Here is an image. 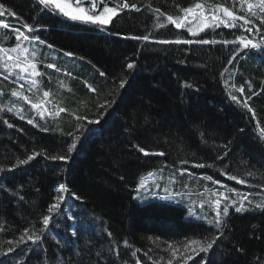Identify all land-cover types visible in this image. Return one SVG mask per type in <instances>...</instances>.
Wrapping results in <instances>:
<instances>
[{"label":"trees","instance_id":"16d2710c","mask_svg":"<svg viewBox=\"0 0 264 264\" xmlns=\"http://www.w3.org/2000/svg\"><path fill=\"white\" fill-rule=\"evenodd\" d=\"M128 2L136 3L141 11L125 10L110 25L101 27L45 13L37 0H0L5 9L16 12L18 17L5 14L0 20L25 32L23 23L37 28L31 35H39L43 46L35 41L30 45L37 52L39 70L48 56L56 57L57 68L62 67L63 73L52 71L53 81L55 76L62 80L52 82L44 77L43 87L48 84V92H54L52 85L64 83L61 100L50 96L48 109L54 114L36 119V109L26 107L20 98H12V90L18 88L4 82L0 75V106L4 109L0 111V168L5 169L0 172V264H34L36 260L38 264H136L137 259L140 264H167L169 259L173 264H183L181 254L172 257L168 245L180 247L183 252L188 235L199 229L184 223V202H170L164 196L177 187L193 197L194 191L208 189L206 186L212 189L213 180L230 187L229 173L241 179L247 177L246 184H236L247 193L258 191V186L264 184V144L253 137L254 124L264 129V43L260 37L254 40L260 47L247 49L222 43L176 45L134 40L130 37L147 34L164 40L222 41L239 33L220 27L191 36L163 18L160 22L166 26L158 28L156 15L147 8L151 4L153 9L174 14L178 8L192 6L198 0ZM207 2L224 6L229 3ZM37 9L45 16L41 22L35 19ZM0 38L3 47L16 43L11 31L0 29ZM51 49L54 55L50 54ZM236 52L238 55L231 62L229 58ZM128 63L135 67L128 69ZM224 68L228 72H223ZM221 76L225 80L229 77L234 88H244L254 117L230 102ZM10 99L23 119L16 112L7 111ZM60 108L66 111L56 115ZM77 116L87 119L77 120ZM25 117L33 123L23 121ZM95 120L99 122L89 123ZM8 124L16 125L13 128ZM73 137L78 138V143L69 160L45 158L66 154ZM133 145L165 155L145 157ZM33 151L45 155L37 156L28 165L16 166L17 160ZM197 164L205 167H195ZM10 168L13 170L8 171ZM184 169L187 172L181 176ZM143 171H147L145 175L155 171L154 175L161 179L156 184L152 175L154 187L141 188L137 193L139 183H135V178ZM248 172L255 175L248 176ZM209 176L212 180L206 179ZM60 184L69 191L64 193L66 200L60 212L52 214L54 219L43 232V240L19 247L13 243L16 250L4 255L7 242L18 241L24 227L32 224L42 228L43 215L48 214L47 207L60 194ZM167 184L171 190L161 192ZM144 190L158 197L142 201ZM263 195L253 197L256 202L250 210L235 212L229 207L232 214L226 217L223 208L232 199L221 201L224 235L212 249L194 256L187 264H202L203 260L205 264H259L264 258ZM214 202L208 203L212 218L216 212ZM215 235L213 227L204 228L200 240ZM224 237L232 242L224 243ZM65 241H70L71 248L62 249ZM132 251H137L136 257Z\"/></svg>","mask_w":264,"mask_h":264},{"label":"snow or ice","instance_id":"6c2138e0","mask_svg":"<svg viewBox=\"0 0 264 264\" xmlns=\"http://www.w3.org/2000/svg\"><path fill=\"white\" fill-rule=\"evenodd\" d=\"M239 4L238 10L234 11L233 9L236 7V4ZM37 5L42 8L45 13L58 14L62 15L66 18H69L73 21H81L85 23H91L94 25H99L101 27L110 25L113 19L120 15L121 12L135 11L140 12L141 8L137 6L136 3H129L128 0H37ZM111 5V6H109ZM147 8L150 11H153L156 15V25L155 27L164 28L165 23H161L160 19L163 18L167 24L172 25L175 29L184 30L185 33L190 34L191 36H197L200 32H204L206 29L215 30L223 25L226 28L231 29H240V34L233 37V39H224L222 41H216L215 39H199L197 41H193L191 39H180L177 38L175 40H158L156 43L160 44H176V45H190L193 43H198L201 45H209L215 43H222L223 45H233L235 49H247L249 46L252 48L260 47V44L255 43L254 40L257 36L260 37L261 43H264V34H261V27L264 26V0H230L228 6H224L223 4L216 3L210 4L207 0H198V2L192 4L189 7L178 8V11L174 14H166L162 12L160 8H152V5H147ZM238 12H242L244 14H238ZM5 14L18 18L17 13L11 11L10 9H5L3 4H0V17H3ZM259 21V23H257ZM242 22V23H239ZM194 25V26H193ZM23 28L26 30L21 31L19 28H15L10 26L7 21L0 20V29L11 31L15 34V46L11 48L0 46V66H2L3 71L0 72V75H3V78L6 80L13 74L19 80H24L25 78H35L40 77L43 74L38 70L37 63V52L35 50H30L28 47L23 46L21 41H26L28 43H32L33 41L43 44L44 41L40 39L39 35H31L37 32V28L28 23H23ZM247 33V35H245ZM252 37V38H249ZM127 38V37H126ZM134 40H143L149 41V35L142 36H133L130 37ZM2 39V38H0ZM51 47V45H49ZM71 55V53H68ZM236 52L229 59L235 60ZM47 68L55 69L59 71L55 64L49 63L46 65ZM135 67L134 63H128L127 68L132 69ZM223 72H228V68H224ZM103 75V74H102ZM30 83L33 88L37 86L38 81L36 79H30ZM227 84V81H226ZM250 84V82H249ZM123 83H121V87ZM191 87V85H188ZM24 85L20 84V88L23 89ZM234 87V85H233ZM95 91V89H92ZM239 92L243 93L244 88L240 87L238 89ZM11 96L22 99L25 102L31 104L33 109H39L41 105L39 103H31L29 97L27 95H23L21 91L13 90L11 92ZM44 97L49 96L48 91L43 92ZM232 100L235 102H239L237 96L233 95ZM249 97H245L243 106L252 113L253 117L255 116V112L248 105ZM101 107H104L103 105ZM3 107L0 106V111H3ZM8 112H12V108L7 109ZM66 109L60 108L56 115H59L60 112H65ZM23 118V117H21ZM77 120H85L86 117H76ZM7 123V121H3ZM98 120L89 121V123H98ZM28 123H33L32 120H29ZM13 125L8 124V127H12ZM261 137H264V129H260ZM71 135V134H70ZM78 138L73 137L72 141L67 145V152L63 155H51L46 156L42 152L33 151L31 154L27 155L24 159H19L16 161V166L28 165L30 161H33L37 156L45 155L46 159H50L52 161H67L69 160L70 153H72L77 148ZM133 147L145 157L148 156H164V152H152L145 147H140L139 145H133ZM227 155V153H225ZM223 159V157H219ZM15 167V166H14ZM195 167H205L204 164H197ZM13 169H8V171H12ZM5 169L0 168V172H4ZM187 172L186 169L182 170L180 175L183 176ZM149 176H152L153 173L149 172ZM248 176H254L255 174L252 172L247 173ZM232 180H236L240 184H246L247 182L244 179H238L237 176L231 175L229 177ZM208 180H212V177H206ZM215 183H218L215 182ZM158 186V185H157ZM145 187L143 179H141L139 186L135 189L137 193L140 192V189ZM256 187V186H254ZM167 191V189H165ZM69 190L65 184H60L58 186V192L60 194L54 197V202L47 207L46 215H43L42 218V228L36 230H30L29 228H25L23 233L21 234L18 241H8L9 247L7 253L14 252L16 248L12 247V244L15 243L17 247L21 244H26L27 242H31L33 245L38 244L43 240V232L48 229L49 224L53 221V213L54 211L58 214L61 210V205L65 202L66 196L64 193H67ZM207 191V190H206ZM233 193H236V189H232ZM264 194V184L258 186V191L256 195ZM253 193L248 192L241 195V200L239 206H237L236 200H230L229 204L223 208V216H228L229 207H233L235 212H241L242 209L245 208V202L251 205L252 201L250 197H252ZM220 197L224 201H229V197L225 195L223 192L220 193ZM221 198L215 200L216 212L214 219L207 220L208 225L216 229V235L208 240H197L192 239L187 244L183 245V252H181L180 247H173L172 244L168 245V249L171 250V256L176 257L177 253H180V258L183 260V264H187L188 260H193L194 256L199 255L202 252H208L213 246L220 240V238L224 235V232L221 230L224 224L222 219L220 204ZM23 199V197H21ZM79 199V197H76ZM203 208L204 205L201 204ZM257 208L260 205H256ZM2 230V229H0ZM108 236L111 237L112 233L109 232ZM124 245H128V241H124ZM195 246V247H193ZM191 253L187 256L184 253ZM194 254V255H193ZM117 255L119 252L117 251ZM131 255L133 257L137 256V251H132ZM147 255V253H145ZM203 260V257H201ZM136 264H140L139 259L136 260ZM167 264H173L172 259L167 261Z\"/></svg>","mask_w":264,"mask_h":264},{"label":"bare ground","instance_id":"6f19581e","mask_svg":"<svg viewBox=\"0 0 264 264\" xmlns=\"http://www.w3.org/2000/svg\"><path fill=\"white\" fill-rule=\"evenodd\" d=\"M37 12H36V20L37 21H39V22H41V21H43L44 19H45V16H44V13H43V11L42 10H40V9H37L36 10ZM182 30V29H181ZM155 34H157L158 35V33H155ZM160 34V33H159ZM159 36V35H158ZM158 40H164L163 38L162 39H158V38H150V40L148 41V42H150V43H156V41H158ZM156 44H160V43H156ZM194 44V43H193ZM39 45L40 46H43V44H40L39 43ZM61 55V54H60ZM61 59L62 60H64L65 59V56L64 55H61ZM231 62H233L234 60H230ZM57 59L56 58H53V59H51V60H46V61H44V63H43V68L41 69L42 70V76H43V78L44 77H46V81H52V82H54L53 81V77H52V71H53V69H51V68H47L46 67V65L47 64H49V63H52V64H55L56 66H57ZM60 68H62L61 66L59 67V69ZM1 69V68H0ZM3 71V70H2ZM41 72V71H40ZM3 76V75H2ZM3 80H5L4 78H3ZM17 80V78L15 77V75L14 76H10L8 79H6L4 82H6V81H8V83H14L13 81H16ZM221 80H222V86H223V88L224 89H228L227 90V94L229 95V97H230V102L234 105V106H236V107H238V108H243L244 110H247L244 106H243V102H244V99H245V97H246V93L244 94V92L243 93H241V92H239L238 91V89L239 88H234L233 86H231L230 84H226V81L227 80H225L222 76H221ZM21 81H24L25 83H26V85L28 84V85H30V81H29V79L28 78H25L24 80H21ZM227 83H229L228 81H227ZM54 84V83H53ZM62 84H64L63 82H59V83H57V87H60ZM56 87V88H57ZM13 90H15V89H13ZM12 90V91H13ZM58 95L60 96L61 94H59L58 93ZM233 95H235V96H237V98H238V101L239 102H235V101H233L232 100V96ZM248 102H249V100H248ZM24 103H25V105H26V107H29V106H31V104L30 103H28V102H25L24 101ZM14 105V102H13V100L12 99H10L9 101H8V103H7V108L9 107H11L12 109H13V111L14 112H16L17 114H19L20 116H22V114L20 113V109L16 106H13ZM249 105V104H248ZM250 107V106H249ZM7 108H5V110L7 109ZM251 108V107H250ZM15 109H17V110H15ZM19 110V111H18ZM248 111V110H247ZM27 116V115H26ZM22 117H24V116H22ZM21 118V117H20ZM21 119H23V118H21ZM25 119H26V117H25ZM23 121H25L26 123H28V121H27V119L26 120H23ZM13 125V124H12ZM15 125L16 124H14L13 125V128L15 127ZM254 126V131H253V137H254V139H257V137L261 140V142L264 144V137H261V133H260V129H262L261 127H258V125L257 124H254L253 125ZM97 129V128H96ZM153 152V151H152ZM143 155V154H142ZM144 156V155H143ZM148 157H158V158H162L163 156H158V155H154V156H148ZM147 171H151V170H147ZM147 171H143V172H139L137 175H136V178H135V183L136 184H138V183H140V181H141V179H143V181H146V180H148L149 181V183H147V184H145V187H143L142 189H145V188H153L154 187V182H152L151 181V176H149V175H145V174H143V173H145V172H147ZM156 171V170H155ZM153 172V175H154V173H156V172ZM152 172V171H151ZM230 175H229V177L232 175L231 173H229ZM194 177H196L195 175H193ZM154 177H155V180H156V184H158L159 182H160V179L158 178V176L157 175H154ZM242 178H244V180L245 179H247V177L245 178L244 176L242 177ZM249 178V177H248ZM238 179H241V178H239L238 177ZM213 182L215 183V182H217V181H215V180H213ZM213 183V185L214 186H212L213 188L211 189L209 186H206V188H208V189H210V190H214V189H216L217 190V192L220 194L221 192H223L225 195H227L228 197H229V199H231L232 198V196H234V197H237L238 196V192L240 191V190H238L237 188H235V186H234V184L236 185V184H239V185H242V184H240V183H238L236 180H232V179H230V188H229V184L227 183L226 185H222V184H220L219 185V183H215L214 184ZM165 189H167V191H169V190H171V186L169 185V184H167V186L166 187H164V188H161L160 190H161V192H163V193H165V192H167ZM207 189V190H208ZM232 189H236L237 190V192L236 193H233L232 192ZM230 190H231V192H230ZM227 191V192H226ZM185 195H186V192H185V194H184V192L182 193V191L180 190V189H178L177 187L175 188V189H173V192L172 193H170V194H168L167 196H166V199L168 200V201H170V202H174V203H177V201H178V203H180V204H182L183 202H184V199H185ZM203 196H210L207 192H206V190H205V192L203 193V194H201V197H203ZM241 197V196H240ZM264 205V204H263ZM185 207V209H186V212L184 213V215H183V220H184V223H186V225H188L189 227H191V228H194V227H198V231H195L194 233H191V234H189L188 235V237H187V243L190 241V240H192V239H197V240H200V238L202 237V230L204 229V228H212L210 225H208V223H207V220H209V218H207L205 215H200L198 212H193V211H190V208L189 207H187V206H184ZM181 209H184V208H181ZM229 214H232L231 213V210H229ZM228 214V215H229ZM186 217V218H185ZM65 243L66 244H63L62 245V249H69V248H71V246H70V241H65ZM193 247H195V246H193ZM264 259V258H263ZM263 259H261L262 261H260L259 262V264H264V260ZM201 260V259H200ZM202 264H205V262H204V260L202 261Z\"/></svg>","mask_w":264,"mask_h":264},{"label":"rangeland","instance_id":"374dc122","mask_svg":"<svg viewBox=\"0 0 264 264\" xmlns=\"http://www.w3.org/2000/svg\"><path fill=\"white\" fill-rule=\"evenodd\" d=\"M223 1H229V3H230V0H223ZM238 8H239V4H238V2H237V4H236V7L233 9L234 11H236V10H238ZM238 14H244V13H242V12H238ZM5 21V20H4ZM9 24H10V22L9 21H7ZM194 26V25H193ZM220 27H223L225 30H235L237 33H239L240 34V29L239 28H236V29H231V28H226V27H224L223 25H221ZM216 28L215 30H219V29H222V28ZM206 30H208V29H206ZM245 35H247V33H245ZM255 42V41H254ZM21 43L23 44V46H25V47H28L30 50H32V47L33 46H31L30 45V43H28V42H26V41H21ZM250 48H252L251 46H249ZM49 60H51V59H53V58H56V57H51V56H48L47 57ZM61 59V58H60ZM62 60V59H61ZM0 68L3 70V68H2V66H0ZM62 71V68H60L59 69V72H61ZM41 73H42V71H41ZM61 73H63V71L61 72ZM12 76H14V74L12 75ZM52 76H54V75H52ZM222 77H224V76H222ZM229 78V77H228ZM228 78H226V80L227 81H229V79ZM29 79V81H30V79H36L37 81H38V83H37V86L35 87V88H33L32 87V85H31V83H30V85H26V83L24 82V81H21V80H19V79H17L16 81H13L14 83H11V84H14V86H15V88L17 89L18 88V90L17 91H21L22 92V94L23 95H27L28 97H29V100L31 101V103H39L40 105H41V107L39 108V109H36V113L39 115V117H35L36 119H38V118H44V117H46V114H49V115H51L52 113L54 114V110L52 111L51 109H46L48 106H50L51 105V101H50V96L51 97H57L59 100H61V98H60V96L58 95V93L60 94V92L61 91H63L62 89H63V84L60 86V87H57L56 88V86H53L52 85V87H53V91L54 92H49V96L48 97H44L43 96V92L44 91H48L49 90V85L47 84V87L46 88H44L43 87V85L41 84V81L44 79V78H41L40 80H38V77H35V78H28ZM55 81L56 82H58V80H62V79H60L59 77H57V76H55ZM8 82V81H7ZM49 83V82H48ZM230 83V82H229ZM228 83V84H229ZM20 84H23L24 85V87H23V89H21L20 88ZM45 86V85H44ZM56 90V91H55ZM249 91H251V89L249 90ZM12 98H13V96H11ZM21 102H23L24 103V101L23 100H21ZM50 104V105H49ZM31 107V106H30ZM32 108V107H31ZM33 109V108H32ZM34 110V109H33ZM78 126H79V124H78ZM78 126H77V128H76V130L77 129H79L78 128ZM31 163V162H30ZM167 174V173H166ZM167 176L169 177L170 175L169 174H167ZM167 176H165V177H167ZM159 179H161V176L159 175ZM168 180H170L169 178H168ZM180 183L182 184V185H184V180H182V179H180ZM253 183V182H252ZM256 184H257V182H256ZM255 184V185H256ZM255 185H253V187L255 186ZM238 190H240L239 192H238V196L237 197H234V196H232V200L234 199V200H236L237 202L238 201H240L241 199V195L242 194H245V193H247L242 187H237L236 185H234ZM230 188V187H229ZM156 189H157V186H156ZM184 190H186V188H184ZM205 190H207V189H205ZM205 190H198V191H194V193H192L193 194V197L192 196H189V195H185V199L184 200H188V201H184V206H187V207H189L190 208V211H193V212H198L200 215H205L207 218H209V219H214V218H212L211 217V213H210V208H209V206H208V203H211L212 201H215L216 199H218V198H221L220 197V194L217 192V190L216 189H214V190H210V189H208L206 192L210 195V196H207V198H203V197H201V194H203L204 192H205ZM227 192V191H226ZM230 192H231V190H230ZM189 193V192H188ZM253 193V196L251 197L252 198V203H251V205H249L247 202H245V208L244 209H242V211H245L246 210V208H249V210L250 209H252V206L254 205V203H253V201H255V199L253 198V197H260V195H256V193H257V191H255V192H252ZM196 194H198V197H199V199H198V197L196 196ZM158 197V194H151V193H149V192H147L146 190H144V191H142L141 192V200L142 201H146V199H149V198H152V197ZM264 196V195H263ZM164 198H166V196H164ZM221 201H224V200H222L221 199ZM178 202V201H177ZM225 202V201H224ZM256 202V201H255ZM201 204H203L204 205V207L202 208L201 207ZM200 205V206H199ZM215 207V205L213 206V208ZM251 207V208H250ZM255 207V206H254ZM212 208V209H213ZM25 228H29L30 230H36V229H38V226H36V225H32V224H30V225H27L26 227H24V229ZM24 229H23V231H24ZM23 231H22V233H23ZM225 239V241H224V243H226V244H228V243H230V242H232V241H230V239H228V238H226V237H224ZM179 242H183V240H179ZM180 246H182V245H180ZM214 258L215 259H218V257L215 255L214 256ZM109 262V261H108ZM34 264H38V262H37V260H36V262H33ZM77 264H86L85 262H77ZM109 264V263H108Z\"/></svg>","mask_w":264,"mask_h":264}]
</instances>
